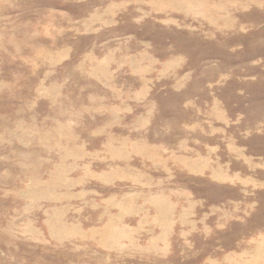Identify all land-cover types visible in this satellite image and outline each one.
I'll use <instances>...</instances> for the list:
<instances>
[{"label":"rangeland","instance_id":"obj_1","mask_svg":"<svg viewBox=\"0 0 264 264\" xmlns=\"http://www.w3.org/2000/svg\"><path fill=\"white\" fill-rule=\"evenodd\" d=\"M0 264H264V0H0Z\"/></svg>","mask_w":264,"mask_h":264}]
</instances>
